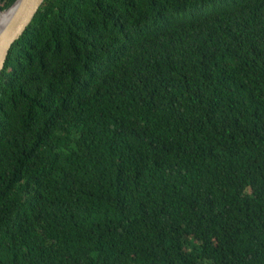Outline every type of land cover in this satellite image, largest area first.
<instances>
[{
  "label": "trees",
  "instance_id": "16d2710c",
  "mask_svg": "<svg viewBox=\"0 0 264 264\" xmlns=\"http://www.w3.org/2000/svg\"><path fill=\"white\" fill-rule=\"evenodd\" d=\"M22 35L0 264H264V0H45Z\"/></svg>",
  "mask_w": 264,
  "mask_h": 264
},
{
  "label": "water",
  "instance_id": "95a60500",
  "mask_svg": "<svg viewBox=\"0 0 264 264\" xmlns=\"http://www.w3.org/2000/svg\"><path fill=\"white\" fill-rule=\"evenodd\" d=\"M44 2L45 0H16L9 9L3 11L9 16L0 27V76L13 44L23 36L38 8Z\"/></svg>",
  "mask_w": 264,
  "mask_h": 264
},
{
  "label": "bare ground",
  "instance_id": "6f19581e",
  "mask_svg": "<svg viewBox=\"0 0 264 264\" xmlns=\"http://www.w3.org/2000/svg\"><path fill=\"white\" fill-rule=\"evenodd\" d=\"M3 16L0 17V27L3 25V23L6 21V19L8 18V13H3Z\"/></svg>",
  "mask_w": 264,
  "mask_h": 264
}]
</instances>
